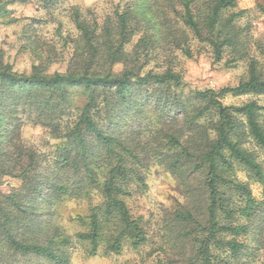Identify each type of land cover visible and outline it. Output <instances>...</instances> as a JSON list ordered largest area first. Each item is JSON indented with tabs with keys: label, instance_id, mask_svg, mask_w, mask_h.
Returning <instances> with one entry per match:
<instances>
[{
	"label": "trees",
	"instance_id": "1",
	"mask_svg": "<svg viewBox=\"0 0 264 264\" xmlns=\"http://www.w3.org/2000/svg\"><path fill=\"white\" fill-rule=\"evenodd\" d=\"M152 1L135 0L100 27L77 13V51L65 74L49 75L43 67L19 74L0 55V179L20 186L6 193L0 189V264H10L14 256L71 264L72 237L51 223L49 212L64 197L87 202L80 218L85 232L75 238L95 254L101 247L105 255L119 254L126 240L134 249L147 243L141 219L132 216L125 201L135 184L144 185L147 160L163 166L183 196L163 227L168 251L181 264H243L264 251V200L237 176L241 168L264 176L252 149L264 156V107L222 102L226 95H264V75L253 60L245 82L189 99L180 92L181 75L172 69L141 75L136 50L149 58L162 39L191 56L187 40L178 42L168 13ZM237 1L207 0L198 14L190 2L182 5L183 25L218 58L225 48L240 46L234 16L223 17ZM4 10L0 0V13ZM118 64L124 68L115 73ZM146 106L159 117L154 127L136 130L125 122ZM26 120L64 142L51 174L39 172L38 157L22 143ZM251 235L255 249L245 241Z\"/></svg>",
	"mask_w": 264,
	"mask_h": 264
},
{
	"label": "rangeland",
	"instance_id": "2",
	"mask_svg": "<svg viewBox=\"0 0 264 264\" xmlns=\"http://www.w3.org/2000/svg\"><path fill=\"white\" fill-rule=\"evenodd\" d=\"M1 1L5 3V10L0 13V55L13 65L15 72L25 75L32 74L34 67L46 68L49 75L68 72L77 51L79 33L74 22L77 13L81 19L100 27L117 11L136 3L135 0ZM184 1L190 2L191 8L198 14L207 0H153L152 3L161 13H168L179 35L178 42L187 40L186 47L190 49L191 56L177 48L173 40L162 39L149 58H146V52L136 50L140 55L137 69L141 75L150 71L160 74L168 68L172 69L181 75L183 86L180 92L188 99L197 92L220 91L245 82L253 60L264 75V0H238L235 8L224 13L226 19L234 16L232 25L238 31L240 46L238 50L225 48L220 58L210 44L198 40L183 25L181 13ZM173 7L178 12L176 16L170 13ZM139 39V36L134 39L132 50L135 51ZM123 68L118 64L114 72L119 73ZM222 102L229 107L243 106L249 102L264 107V95H226ZM68 119L66 117L64 121ZM158 120L155 110L146 106L140 114L127 117L125 122L136 130H146L154 127ZM260 120L264 126V112ZM21 134L23 145L38 157L39 172L53 173L64 142L51 135L48 128L28 120L24 121ZM252 149L256 150L257 161L264 170L263 153L254 147ZM144 167V185L135 184L132 197L125 199L132 216L141 219L149 239L138 249H134L132 242L126 240L119 254L105 255L102 247L95 254L88 243L78 242L75 235L85 232L84 224L80 221L88 208L84 200L64 197L49 210L51 223L54 222L72 237L71 264H181L180 258L168 251L163 229L166 217L183 202L178 182L154 160H147ZM237 176L250 186L258 200H264V176H254L243 168L237 170ZM0 184L3 185L0 189L5 193L11 191L12 187H20L17 180L9 178L0 179ZM49 219L44 216L45 221ZM245 241L253 249L257 247V244H253L252 235ZM14 259L10 264H48L33 257L14 256ZM243 264H264V251L256 252L254 258L245 260Z\"/></svg>",
	"mask_w": 264,
	"mask_h": 264
}]
</instances>
